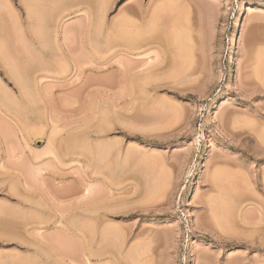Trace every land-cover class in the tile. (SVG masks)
<instances>
[{"label":"rangeland","instance_id":"rangeland-1","mask_svg":"<svg viewBox=\"0 0 264 264\" xmlns=\"http://www.w3.org/2000/svg\"><path fill=\"white\" fill-rule=\"evenodd\" d=\"M23 1L0 0V264H264V0H29L45 57ZM154 18L127 55L117 24Z\"/></svg>","mask_w":264,"mask_h":264},{"label":"bare ground","instance_id":"bare-ground-1","mask_svg":"<svg viewBox=\"0 0 264 264\" xmlns=\"http://www.w3.org/2000/svg\"><path fill=\"white\" fill-rule=\"evenodd\" d=\"M28 1V2H27ZM25 0V2L26 3H24V1H23V3H24V5H27L26 6V9H27V16H26V19L28 20V26H30V27H28V28H30L28 31H29V34H32L31 35V41H32V44L33 45H35L36 44V46H38L37 48H36V52L39 54V55H42V57H45L44 56V49H42V47H41V43H40V40L41 41H43L42 40V35H41V37H39V39H38V35L40 36V32L39 33H37V26H38V24H37V22L38 21H40V20H38V21H36V19H35V15H37V14H34V12L35 13H37L36 11H32V10H30V8H32V7H29L28 6V3L30 4L31 2H29V0ZM97 1V0H96ZM104 1V0H103ZM106 2V1H105ZM104 2V3H105ZM22 3V4H23ZM82 3V2H81ZM97 3H99V1L97 2ZM97 3H96V5H97ZM103 6V5H102ZM108 6V5H107ZM99 7V6H98ZM35 8V7H34ZM96 8V7H95ZM107 9V8H106ZM35 10H37L38 11V9L36 8ZM93 10H94V8H93ZM96 10V9H95ZM94 10V11H95ZM105 14H106V10H105V8H104V6L103 7H101L100 8V11L98 12V15H97V18H96V21L97 22H95V25H96V27H97V29H98V31H97V34H99V36L100 35H103V32L105 33V31H104V20H105ZM38 17H40V16H38ZM142 17H143V15H142ZM141 17V18H142ZM37 18V17H36ZM151 19V18H150ZM149 19V20H150ZM142 20V19H141ZM145 19L143 18V21H144ZM155 20H156V18H154V19H152V22H148V20L147 21H145L144 23L145 24H143L142 22L140 23V24H134V25H130V27H128L129 25L127 24V25H124V23H119V24H117V28H120L119 30H120V32H124V33H122V37H124V39H125V41H124V43H126L125 45L126 46H124L125 47V53L127 54V55H132V52H134V51H137V50H139L140 48H143V47H148V45H150L149 43H151L150 42V38L152 39V37H153V35H152V33H153V30H152V23L154 22L155 23ZM43 22V21H42ZM92 22H93V20H92ZM153 23V24H154ZM39 24H41V23H39ZM42 25L44 26V24L42 23ZM95 25H94V27H95ZM115 26H116V24H115ZM119 26V27H118ZM42 27V26H41ZM93 27V28H94ZM123 27H125V29H126V31H123ZM126 27H128V28H126ZM104 28V29H103ZM96 29V30H97ZM115 29V28H114ZM124 29V30H125ZM27 30V29H26ZM117 31H118V29H117ZM119 32V31H118ZM43 33V32H42ZM95 33H96V31H95ZM107 34V33H106ZM45 37V36H44ZM153 43V42H152ZM32 45V46H33ZM43 45V44H42ZM172 45V44H171ZM48 46V45H47ZM173 46L174 45H172V48H173ZM35 47V46H34ZM43 48H45V47H43ZM148 49V48H147ZM34 52H35V49H34ZM124 53V54H125ZM125 54V55H126ZM174 63V64H173ZM173 63H171L172 65H175V62H173ZM173 67H175V66H173ZM187 67H185V68H183L182 69V67H180V69H179V66H178V69H177V71L179 72H177L176 71V69H175V73H174V75H172L173 77H174V79H175V81H177V80H179L180 78V75L182 74V75H184V77H185V74L187 73V69H186ZM181 69H182V71H181ZM255 70H260V69H255ZM143 72H145V70L144 71H142V72H140L139 74H141V73H143ZM184 72H185V74H184ZM256 72V71H255ZM261 72V71H260ZM173 73V72H172ZM150 75V74H149ZM152 75V74H151ZM181 75V76H182ZM144 76V77H143ZM141 78V82L139 81V83H138V81L136 82L135 81V83L137 84V87L138 88H144L145 86H147L148 84H149V82L148 81H146L147 79H146V75H143ZM255 76V75H254ZM146 80H145V79ZM143 80V81H142ZM1 86V85H0ZM19 86H21V85H19ZM21 89V91H24L25 89H24V87L22 86V88H20ZM27 91V90H26ZM29 93V92H28ZM25 97V96H24ZM26 98V97H25ZM28 99V98H27ZM17 103V102H16ZM102 130V129H101ZM103 131V130H102ZM105 131V130H104ZM101 132V131H100ZM218 175V176H217ZM219 176H220V174H218V173H216V176L215 177H218L219 178ZM214 177V176H213ZM218 178H216L217 180H218ZM216 179L215 180H213L214 182L216 181ZM218 182V181H217ZM216 182V183H217ZM213 183V182H212ZM213 185H214V183H213ZM212 185V186H213ZM215 186V185H214ZM220 187V186H219ZM212 188V187H211ZM215 188V190L216 191H218L219 193H217V194H219L218 196V200H220V201H222V205H224V204H226V202L228 203L229 202V200H231V199H233V198H235V197H232L231 196V198H230V195L229 194H227L226 192V190L227 189H225V190H223V189H220V188H218V186H216V187H214ZM214 188H212L211 190L212 191H215L214 190ZM222 188H224V187H222ZM218 189V190H217ZM220 189V190H219ZM87 192V191H86ZM229 193V192H228ZM238 193V192H237ZM236 194V193H235ZM233 195V194H232ZM238 195V197L240 198V194L238 193L237 194ZM235 199H237V196H236V198ZM215 200V199H214ZM236 201V200H235ZM238 201V202H237ZM236 202H237V204H238V208H237V215H238V217L237 218H239L241 221L243 220L242 219V210H244V208L242 209V206H240L241 205V203L242 202H240L239 201V199L237 200ZM242 201V200H241ZM208 202H210V203H208V207L207 208H211V210H209L208 212L210 213V216H211V218L212 219H216L217 218V220H215V221H220L221 220V218L223 217V216H221L220 214L218 215L217 213L219 212V211H221V210H219V209H217V207H218V204H216L217 205V207L215 208L214 207V205H215V202L214 201H208ZM217 202V201H216ZM207 203V202H206ZM235 203V202H234ZM233 203V204H234ZM212 204H214L213 206H212ZM220 205H221V203H219ZM229 204V203H228ZM219 205V206H220ZM222 205L220 206L221 208H223L222 207ZM228 206V205H227ZM219 210V211H218ZM217 211V212H216ZM221 212H223V211H221ZM215 217V218H214ZM219 217H220V219H219ZM225 221V219L224 218H222V221ZM239 220V221H240ZM220 223H221V221H220Z\"/></svg>","mask_w":264,"mask_h":264}]
</instances>
